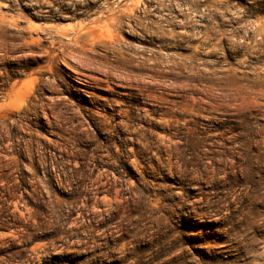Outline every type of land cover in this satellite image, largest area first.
Instances as JSON below:
<instances>
[{"label":"rangeland","instance_id":"374dc122","mask_svg":"<svg viewBox=\"0 0 264 264\" xmlns=\"http://www.w3.org/2000/svg\"><path fill=\"white\" fill-rule=\"evenodd\" d=\"M0 264H264V0H0Z\"/></svg>","mask_w":264,"mask_h":264}]
</instances>
